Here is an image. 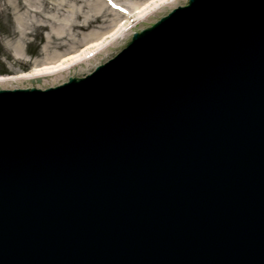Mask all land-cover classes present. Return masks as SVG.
<instances>
[{"label": "water", "instance_id": "1", "mask_svg": "<svg viewBox=\"0 0 264 264\" xmlns=\"http://www.w3.org/2000/svg\"><path fill=\"white\" fill-rule=\"evenodd\" d=\"M0 264H264V0L0 81Z\"/></svg>", "mask_w": 264, "mask_h": 264}, {"label": "rangeland", "instance_id": "2", "mask_svg": "<svg viewBox=\"0 0 264 264\" xmlns=\"http://www.w3.org/2000/svg\"><path fill=\"white\" fill-rule=\"evenodd\" d=\"M117 1L133 9L144 0ZM90 3L91 0H0V75L26 72L35 62H48L45 47L60 54L83 48L85 40H78L72 49L59 33L68 32L80 15L93 18ZM108 12L112 11L107 7ZM115 17L116 21L125 19L118 13Z\"/></svg>", "mask_w": 264, "mask_h": 264}, {"label": "bare ground", "instance_id": "3", "mask_svg": "<svg viewBox=\"0 0 264 264\" xmlns=\"http://www.w3.org/2000/svg\"><path fill=\"white\" fill-rule=\"evenodd\" d=\"M170 1L144 0L132 11L128 10L129 15L125 19L116 21V13H106L107 7L103 1L91 0L90 7L94 12L93 18L80 15L77 17L78 21L72 24L68 32L64 30L59 33V37L65 38L72 49L79 42L78 40H85L83 48L60 54L58 50L52 52L45 47L43 53L48 55V62L42 64L35 62L34 67L26 72L0 75V81L20 77V82H23L32 80L34 77L44 78L59 75L81 60L84 65L137 25L141 16L153 15ZM48 38L51 39L52 35H48Z\"/></svg>", "mask_w": 264, "mask_h": 264}]
</instances>
